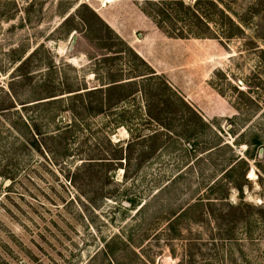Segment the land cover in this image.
I'll use <instances>...</instances> for the list:
<instances>
[{"label":"rangeland","instance_id":"obj_1","mask_svg":"<svg viewBox=\"0 0 264 264\" xmlns=\"http://www.w3.org/2000/svg\"><path fill=\"white\" fill-rule=\"evenodd\" d=\"M151 3L0 0V264H264V2L233 3L244 21L236 17L243 32L230 39L171 37L143 10ZM36 47L21 75L15 59ZM148 66L209 127L179 112L173 132L135 141L121 165L82 163L76 153L111 149L108 138L126 147L128 126L134 136L157 128L131 88L111 109L89 108L100 96L90 90L110 75ZM54 93L63 94L36 104ZM75 117L82 122L65 132ZM254 139L262 144L248 158ZM221 142L233 150L209 156ZM234 152L249 163L243 190L232 187L215 215L184 216ZM133 200L148 204L137 212Z\"/></svg>","mask_w":264,"mask_h":264},{"label":"trees","instance_id":"obj_2","mask_svg":"<svg viewBox=\"0 0 264 264\" xmlns=\"http://www.w3.org/2000/svg\"><path fill=\"white\" fill-rule=\"evenodd\" d=\"M154 5V9L148 11L143 7V10L152 17L155 24L167 35L176 38H218L230 39L233 36L243 32L241 25L238 24L236 17L240 21H244L233 8V3L237 0H194L192 3H188L185 0H150ZM258 3H263L264 0H257ZM244 23V22H243ZM236 29V30H235ZM38 47L31 52L23 51L15 59L17 66L15 70L22 75L26 67L29 66L32 58L35 56ZM148 70L143 73H136L134 75H110L103 84L102 87L94 88L90 91L100 94L99 100L96 103H91L90 109H94L98 112L103 111L105 108L111 109L125 99L124 91L127 88H131L129 95H134L138 92L145 96V112L147 121L152 126L155 124L157 128H149L150 131L134 136L133 130L128 126V130L131 134V139L126 142L127 145L120 141L114 143L111 138H108V142L111 149H104L102 151L93 154L92 152L76 153L81 159L85 160L82 163H93L95 160L107 163L108 165H121L122 160H128V153L130 146L135 141H147L152 142L157 140L160 135V131L167 130L173 132L172 121L175 119L179 112L182 113V117L187 122L191 120L192 114L201 120L205 130V126L209 127V124L205 122L198 111L188 103L184 96L168 81L167 78L157 73L156 70L148 66ZM67 92H72L69 88ZM69 89V90H68ZM63 94V93H60ZM60 94H52L46 101L38 102L36 104L54 103L58 98L56 96ZM118 95V96H115ZM48 97V98H49ZM114 97H118L116 102H113ZM47 98V97H45ZM82 122L78 118H73L72 122H67L65 132L69 133L78 127V124ZM116 125L126 126V121L116 120ZM159 126V127H158ZM196 127L192 123H186L185 135L187 139L192 140L197 134ZM235 144H242V141L235 140ZM248 145L246 154L248 158H254L253 154H250V147L252 145L260 146L261 140L254 139L252 142H245ZM197 140L193 142L192 148L194 153L196 149ZM230 148L233 150V146L228 142H221L209 148L208 155L212 156L214 153L220 152L224 149ZM154 150L153 145L147 146V151L152 152ZM61 155H69L70 152L59 153ZM76 154H72L75 155ZM201 157V156H200ZM200 159V158H199ZM198 161V159H197ZM196 161V162H197ZM229 166L224 167L223 175L219 178H213L208 182H202L200 189L203 191L204 197H199L197 202L189 205L185 211L184 216L188 214L197 215V217H203L205 214H216L214 209L217 202H223V200L229 199V192L232 187L238 190H243V183L248 180L247 170L249 167L248 159L241 157L235 152L230 157ZM192 166L190 170H192ZM239 173H236L237 170ZM200 175H204V171H200ZM244 181V182H243ZM148 204V201L137 202L132 201V206L137 208V212L144 210ZM235 206L231 203V207ZM228 215V214H227ZM229 217V216H228ZM109 245V244H108ZM106 254L111 257V261H114L115 250L112 248L106 249Z\"/></svg>","mask_w":264,"mask_h":264},{"label":"water","instance_id":"obj_3","mask_svg":"<svg viewBox=\"0 0 264 264\" xmlns=\"http://www.w3.org/2000/svg\"><path fill=\"white\" fill-rule=\"evenodd\" d=\"M76 38H77L76 36H73V38H72V39H73V41H74V42L76 41Z\"/></svg>","mask_w":264,"mask_h":264}]
</instances>
